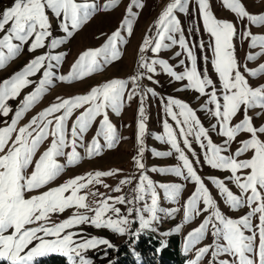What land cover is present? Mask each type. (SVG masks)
I'll use <instances>...</instances> for the list:
<instances>
[{
  "label": "snow or ice",
  "instance_id": "6c2138e0",
  "mask_svg": "<svg viewBox=\"0 0 264 264\" xmlns=\"http://www.w3.org/2000/svg\"><path fill=\"white\" fill-rule=\"evenodd\" d=\"M118 3L119 0H108L103 5V10L114 8ZM222 3L241 19H247L253 25H264V14L249 13L241 0H222ZM198 4L204 31L209 35L207 47L212 50L211 63L218 75L219 90L213 80L206 73L202 75L197 67L194 49L199 47L203 51L204 41L190 46L174 14L177 10L187 11V0H172L155 22V36H145L139 49V67L144 69V72L132 76L130 80L112 79L93 87L84 95L57 97L55 103L19 127L20 120L41 100L54 81L70 83L83 79L118 60L121 55L118 42H123L121 29L131 35L133 20L137 15L133 13V7L142 8L143 4L140 0H131L121 29L112 33L101 47L84 51L67 75H57L54 71L63 57L51 54L50 50L56 49L65 40L53 37L51 18L59 21L58 27L70 38L99 10L95 0H14V4L0 14V69L16 59L25 45L28 46L29 52L49 49L31 59L20 71L0 81V116L7 118L12 113L10 122L5 119L4 126L0 127V261H6L7 264H33L35 258L55 253L66 257L68 264H93V260L84 255L85 252L101 245L107 248H113L114 245L105 238H84L80 232L68 231L69 229L89 225L97 229L106 228L119 235L131 234L138 238L143 230H155L152 225L159 221L160 213L171 217L178 211L175 208L165 210L159 206L157 187L164 190L165 196L171 202H176L182 185L157 186L143 171V137L146 131L143 100L149 93L153 96L156 93L151 88L144 89L140 81L145 78L153 81V76L157 74L156 66L159 65L161 70L175 81L187 80L183 90H194L201 96L208 97L201 108L217 121L211 126L212 130L224 137L221 145L214 143L209 136V130L202 125L190 105L178 99L168 98L164 111L175 123L176 128L174 129L168 120H164V134L156 139L167 143L171 150L155 152L154 155L168 157L175 152L181 163L176 167L153 168L151 171L174 174L194 183L195 190L184 204L183 224L191 222L202 213H207L203 221L185 237V254L201 243L209 232L213 238L210 245L196 249L189 264H200L206 256L209 257L208 264H264V140L258 135L264 134V125L255 127L252 118L247 115L248 110L252 108L264 110V85L252 88L239 71L233 44L235 25L217 19L210 10L208 0H198ZM49 12L52 14L51 18ZM244 38H250V47L264 48V36L253 35L245 29ZM172 46L181 49L175 53L176 56L179 57L183 53L189 61L187 65L185 60L179 61V64L184 66L182 73H177L164 59L148 60L143 55L150 50L154 56H158L162 50ZM255 58L252 54L247 57L248 60ZM203 59L207 61L208 58L204 56ZM262 73L264 64L255 70H249V75L253 77ZM38 74L41 77L38 82L31 79ZM129 83L132 85L131 90ZM33 85V90L23 96L13 112L9 101L18 99L24 89ZM135 96H139L141 101L137 136L140 149L133 159L141 172L136 186L132 189V198H126L124 195L106 196L103 193L80 194L82 190L89 189V186L102 185L106 189L110 188L102 178L117 175L121 171L119 169L88 172L39 195L25 198L26 192L43 188L54 181L65 167L78 164L83 159L77 151L78 147H84L88 158L101 155L105 147L114 148L120 137L109 120L108 110L119 114L125 99L131 101ZM242 106L244 118L233 125L232 120ZM78 109L83 111L76 116L69 128L68 122ZM261 114L264 113L257 115ZM98 117L102 119L97 132L85 145L84 134ZM240 133H248L250 138L242 141L234 153L224 155ZM190 137L202 150L204 164L212 169L231 173L226 180L235 184L239 195L230 190L225 179L211 177L210 180L223 198L224 204L230 209L237 210L245 206L249 209L244 216L233 219L222 213L184 150L186 148L192 157L196 158L197 164L201 162L193 149ZM100 138H103V145ZM49 140L47 149L34 161L40 146ZM181 142L184 148L181 147ZM250 151L253 153L251 158L239 159ZM60 157H65L66 163H60ZM30 166L33 170L28 174L27 169ZM132 179L120 180L112 191L121 192L122 186L132 184ZM89 194H99L101 197L93 202L94 207L87 202ZM141 202L143 206L137 207ZM116 205H128L127 215H122L121 209ZM70 208L76 209L73 215L58 223H49L52 214H60ZM89 212L93 215H88ZM133 212L139 221V230L135 232L131 230V225L136 220L129 219ZM254 217L258 218L255 225ZM183 224L178 225L175 231H180ZM30 225L37 226L29 227ZM34 242L35 246L30 247ZM161 247L166 245L162 243Z\"/></svg>",
  "mask_w": 264,
  "mask_h": 264
},
{
  "label": "rangeland",
  "instance_id": "374dc122",
  "mask_svg": "<svg viewBox=\"0 0 264 264\" xmlns=\"http://www.w3.org/2000/svg\"><path fill=\"white\" fill-rule=\"evenodd\" d=\"M81 2V0H78ZM108 0H95L98 5V11L87 21L79 30L75 31L73 36L68 38L58 27L59 21L55 18H51L52 14L49 12L52 24V33L54 38L64 39L65 42L60 44L56 49L50 50L53 55H62L63 59L60 65L54 71L57 75H67L71 72L73 64L77 61L79 56L88 49H96L105 44L108 37L121 29V24L127 15V8L131 3V0H119V3L114 8L107 11L103 10V5L107 3ZM143 4L142 8L133 7V13H136V17L133 20V30L131 35H128L127 31L121 29V36L123 42H118V49L121 53L120 58L109 65L104 66L101 71L92 73L91 75L79 79L73 80L72 82H61L54 81L52 86L44 94L41 100L29 110L24 117L20 120L18 127L27 124L31 118L41 112L44 108L48 107L50 104L56 102L57 97L70 98L77 95L87 94L93 87H97L111 81L112 79H125L130 80L134 75L140 72H144V69L139 67L141 53L139 51L145 36H155V22L158 17L165 9V7L172 2V0H140ZM210 5V10L213 12L215 17L220 20H226L232 22L236 28V35L233 38V44L235 49V57L239 65V71L248 80L249 85L252 88L264 85V73L258 74L253 77L249 75V70L257 69L261 64H264V48L259 46L250 47V38H244L245 29L249 30L251 34L257 36H264V25H253L247 19H241L236 16L233 12L227 9L222 0H208ZM246 10L253 14L259 15L264 14V0H241ZM14 4V0H0V14ZM175 16L180 22V27L183 30L186 40L189 41L190 46L192 44H197L203 40L205 43V49L201 51L199 47L194 49L197 55V67L201 71V74L205 73L213 80L217 89H220V82L218 75L212 66L213 54L212 50L207 47L209 42V35L204 31L203 23L200 18L199 4L198 0H187V11L181 12L179 10L175 11ZM198 29V31H197ZM2 35V34H0ZM179 34H177L178 39ZM47 43V41H46ZM27 45L24 46L21 54L9 62L7 66L0 69V81L9 78L14 73L20 71L31 59L37 55L44 54L49 49H39L35 52H29L27 50ZM181 51L178 46H172L169 49L162 50L158 56L148 50L143 55L145 59L151 60L153 58H160L168 61V63L174 68L177 73H182L184 71V66L179 64L181 59L185 60L187 65L189 61L186 55L183 53L178 57L175 55L176 52ZM249 54L256 56L254 60H248ZM259 54V55H257ZM207 56V61L203 59ZM55 63V62H53ZM157 67V74L153 76V81L148 79H142L140 81L141 86L144 89L151 88L156 93L155 96L150 93L144 98L143 105L145 109V124L146 131L143 137V157L142 162L145 165L143 170L147 176L153 181L155 185L160 184H180L182 185V190L179 198L176 202H171L164 194V190L157 187V192L159 193V206L165 210L178 209V211L171 217L166 216L164 213H160V219L158 222L152 225L155 230H143L140 234L144 232H153L159 235L163 240L171 234H179L181 236V250L183 255L186 256V264L192 260L195 256L196 249L203 247L205 245H210L213 242V238L209 232V235L199 244H197L191 251L187 254L184 252V241L187 234L195 229L205 218L207 213H202L200 216L195 217L191 222L183 224L184 217V204L186 200L191 196L195 190L194 183L184 180L182 177H177L174 174H161L160 172H153V168H169L176 167L181 162L177 158V154L173 152V155L168 157H157L154 155L155 152L170 151V146L158 139L157 136L163 135V121L168 120L169 124L175 129V123L165 114L164 107L167 103L168 98L178 99L181 102L187 103L190 107L195 110L196 115L200 119L202 125L209 130V136L217 145L223 143L224 137L220 136L217 131L212 130V125L217 123V121L212 117V115L202 110L201 106L205 104L208 99L207 96H201L198 92L194 90H183L184 86L187 84V80L175 81L172 77L165 74L159 65ZM38 74L31 79L37 82L40 79ZM155 81H158L156 83ZM129 90H131L132 85L129 83ZM34 88L30 86L24 89L21 96L13 101H9V104L13 108V112L23 99V96L31 92ZM211 91V89H208ZM219 94V91H218ZM140 97L135 96L131 101L125 99V103L119 114L108 110V116L111 124L115 127L117 135L120 137L118 144L112 148H104L101 155L88 158L85 155L84 147H78L77 151L81 154L83 159L73 166H67L62 171V173L52 182L45 185L39 190H34L25 193V198H30L34 195H39L42 192L48 191L51 188L57 187L67 180L74 178L76 176L84 175L88 172L108 171V170H121L117 175L111 177L102 178L105 183L110 185V188H104L102 185L89 186V189L82 190L80 194L88 193H103L106 196H120L124 195L126 198H132V189L136 186L138 182L141 170L138 169L134 162V157L139 153L140 144L138 143V124L140 120L139 107H140ZM83 109H78L74 112L73 116L70 118L68 124L69 128L72 122L75 120L76 116L80 114ZM258 113H264V110L260 108L249 109L247 115L252 118V122L255 127H260L264 125V114L257 115ZM12 118V113L9 114L7 118L0 116V127L4 126L3 121L7 119L9 122ZM244 118V109L241 107L240 112L233 118L232 124L235 125L239 123ZM102 117H98L89 130L84 134V144L87 145L95 136L100 120ZM178 135V133H177ZM261 140H264V134H258ZM250 138L248 133H240L237 135L235 141L229 146L228 152L223 153L224 155H229L234 153L237 148L240 147V143L246 139ZM192 140L193 149L196 151L197 156L200 157V163H196V158L192 157L191 153L184 148L182 142L181 147L184 148L189 159L193 161V166L196 168L198 175L201 176L205 185L209 188L213 198L217 201L218 207L221 209L222 213L229 218L237 219L244 216L249 209L245 206L237 210L230 209L223 202V198L219 195L218 190L211 183V177H218L220 179H225L227 186L233 191L234 194L239 195V189L231 181L226 180L228 176L231 175L229 171H221L217 169H212L210 166L203 163V152L199 148L198 144L193 138ZM100 143L103 145V138H100ZM50 144V140L44 142L38 149L34 161L39 158V155L47 149ZM69 149H66L68 151ZM252 152L245 153L239 159H249L252 156ZM60 163H66L65 157L58 158ZM33 167L30 166L27 169L28 174L31 173ZM247 170H245L246 172ZM243 174V173H242ZM125 178H133L131 185L122 186L121 192L112 191L120 180ZM101 197L99 194L87 196V202L93 204L94 201L99 200ZM121 209L122 215H127L128 205H116ZM137 207H142V202L136 205ZM203 204H201V208ZM76 211L75 208H70L65 210V212L60 214H52L49 223H58L64 219L73 215ZM83 211V210H82ZM88 215H93L89 212ZM111 215V213H109ZM130 220H136L135 223L131 225V230L133 232L139 230V221L136 218L135 212L129 217ZM258 223V218H253V224ZM180 231H175L178 225H182ZM37 225H30L29 227H35ZM68 231L80 232L84 238L99 237L109 240L113 248H107L105 245H101L96 249L89 250L84 253V255L93 260V264H109L112 259V254H110V249H116L122 244L129 243L137 237L131 234L119 235L113 231L106 228H95L89 225H81L74 229H69ZM169 233V235H164ZM249 234V233H246ZM80 239V237H76ZM223 243V241H221ZM30 245V247L35 246ZM258 244V238H257ZM107 252V255H105ZM52 255L50 254L44 257L35 258L33 264H41L43 259H46ZM61 256V255H60ZM64 257V256H62ZM208 258L205 257L200 264H208ZM227 259L228 257H222ZM66 261L67 258L65 257ZM7 263V262H6ZM68 263V261H67Z\"/></svg>",
  "mask_w": 264,
  "mask_h": 264
},
{
  "label": "trees",
  "instance_id": "16d2710c",
  "mask_svg": "<svg viewBox=\"0 0 264 264\" xmlns=\"http://www.w3.org/2000/svg\"><path fill=\"white\" fill-rule=\"evenodd\" d=\"M165 244L166 247H161ZM159 250V251H158ZM112 264H186V256L181 250V236L171 234L166 240L153 232H144L138 238L110 249ZM0 264H7L0 261ZM41 264H68L65 257L52 255Z\"/></svg>",
  "mask_w": 264,
  "mask_h": 264
}]
</instances>
